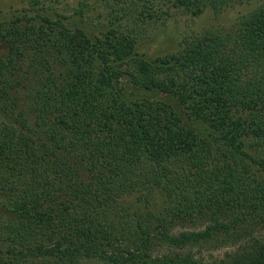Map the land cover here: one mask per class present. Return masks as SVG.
I'll return each instance as SVG.
<instances>
[{"label": "trees", "instance_id": "1", "mask_svg": "<svg viewBox=\"0 0 264 264\" xmlns=\"http://www.w3.org/2000/svg\"><path fill=\"white\" fill-rule=\"evenodd\" d=\"M31 1L36 17L0 23L9 260L264 264V0H138L104 39ZM254 2L178 53L136 50L159 4L197 16Z\"/></svg>", "mask_w": 264, "mask_h": 264}, {"label": "rangeland", "instance_id": "2", "mask_svg": "<svg viewBox=\"0 0 264 264\" xmlns=\"http://www.w3.org/2000/svg\"><path fill=\"white\" fill-rule=\"evenodd\" d=\"M40 3L44 4L46 14L50 18L56 15L71 31L80 30L90 39L93 37L104 39L102 35L117 24L116 17H121L126 11L133 21L144 6L142 3L139 4L138 0H41ZM257 5L255 2L235 5L219 12L207 8L197 16L182 14V10L171 8L169 15L164 16L160 11L166 7L159 4L154 14L156 23L153 25H156L142 30L143 36H139L136 50L139 55L149 59L165 58L178 53L187 37L206 29H228L238 18ZM36 11L31 0H0V23L19 21L18 24L23 25L26 19L36 17L38 14ZM110 22L113 23V27ZM3 201L4 196L0 193V204ZM8 245H0V264H13L7 256ZM221 253L222 251L215 252L213 255L220 256Z\"/></svg>", "mask_w": 264, "mask_h": 264}]
</instances>
